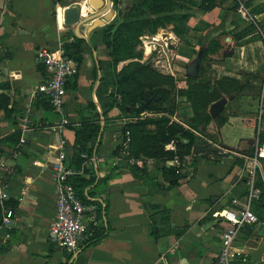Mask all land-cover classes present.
I'll use <instances>...</instances> for the list:
<instances>
[{
  "label": "crops",
  "instance_id": "crops-1",
  "mask_svg": "<svg viewBox=\"0 0 264 264\" xmlns=\"http://www.w3.org/2000/svg\"><path fill=\"white\" fill-rule=\"evenodd\" d=\"M233 1L218 0L210 12L194 11L185 39L172 26L159 30L174 38L172 75L184 79L195 54L215 39L221 48L210 56L218 62L220 77L242 78L244 72L264 76V36H257L264 30V0L249 4L251 18L230 10ZM74 4L83 16L96 11L89 0H0V163L12 169L6 177V191L15 203L11 236L0 243V264H179L181 259L188 264H219L221 235L231 223L215 213L237 211L246 204L254 169V157L249 154L257 150L260 100L234 95L208 125L207 136L196 132L200 139L194 146L206 145L204 151L194 152L193 147L181 159L176 145L177 165L172 163L176 155L159 162L148 158L138 165H113L122 153L121 129L127 117L118 107L104 113L111 92L107 82L111 53L100 29L116 19V8L112 21L94 29L83 43L80 70L67 88L66 109L72 124L51 128L59 117L39 91L50 73L38 59V51L46 47L57 52L64 42L74 40V27L60 18ZM91 23L81 31L86 33ZM252 24L257 31L238 39ZM124 65L121 62L118 70ZM180 83L183 87L186 81ZM177 104L172 119L187 126L181 119L192 116L191 107L187 105V113L182 108L190 103L184 97ZM147 112L142 117L154 115ZM25 118L32 123L21 143ZM82 118L99 124L100 131L92 154L82 164L86 166L84 176L95 179L78 195L97 205L101 214L97 225H102L97 232L105 234L92 242H87L88 235L78 252L71 254L48 237L57 199L52 164L64 152L65 163L72 165L76 131L85 124ZM259 161L256 177L259 171L264 179V158ZM251 209L259 220L238 234L235 245L243 253L233 264H264V199L254 200Z\"/></svg>",
  "mask_w": 264,
  "mask_h": 264
},
{
  "label": "trees",
  "instance_id": "trees-1",
  "mask_svg": "<svg viewBox=\"0 0 264 264\" xmlns=\"http://www.w3.org/2000/svg\"><path fill=\"white\" fill-rule=\"evenodd\" d=\"M244 1L247 6L252 2V0ZM217 2L218 0H138L126 10L122 0H115L118 15L113 22L102 27V42L110 49L111 53L107 77L111 92L108 94V103L103 108L104 113H107L118 107L125 117L137 118L125 123L121 129L124 139H126L127 130L130 131V150L133 157L144 156L158 162L173 158L176 154L166 150L165 145L175 140L178 155L183 159L185 155L192 152L194 145L200 139L196 132L207 136L206 129L213 120L209 112L212 103L226 95H237L238 97L246 95L260 98L263 78L252 72L245 73L244 78L224 76L215 81L188 76L187 87L177 89L175 83L177 77L157 69L151 59L141 61L144 57L143 49H137V46L142 42V36L153 35L160 29L172 26V31L185 39L184 36L189 30L187 24L194 15V7L200 11L210 12L217 6ZM238 5V1L234 0L229 9L237 12ZM256 29L257 26L252 24L251 27L238 35V39L241 38L240 35L255 32ZM257 36L263 38L264 30L262 29V33L259 32ZM84 42H86L85 39L78 38L74 34L73 41L64 42L62 46L64 54L74 58L80 64ZM220 48V43L215 39H212L206 48L202 46V63ZM126 60L132 61L118 70V65ZM71 84L70 80L67 88H71ZM178 96L186 97L192 104L194 113L188 121L184 122L187 126L172 119L176 113ZM147 99H151V101L146 108H143ZM46 100L47 104L52 107L48 99ZM161 106H165L162 111L165 112L163 115L159 117L141 116L147 111L157 112ZM218 119L222 122L225 121L220 117ZM82 122L85 124L76 131V153L71 158V164L77 168L85 162L82 154L86 153L88 156L92 154L95 138L100 131L99 124L96 122L83 120V118ZM150 125H153L154 128H151ZM262 125H264V114ZM19 138L20 133L17 134V139ZM259 139L260 144H263L264 126L260 131ZM90 142H93L91 146H89ZM121 148L122 145L115 151V154L119 153ZM249 155L255 157L256 151L253 150ZM94 179V177L87 179L84 175L74 178L73 184L77 193H83L84 188L93 183ZM256 186L260 188L258 199H264V179L259 171H257ZM7 205L15 207V203L11 200L7 202ZM1 221L2 208L0 205V224ZM100 226L102 225L90 227L87 242L101 239L105 233L98 234Z\"/></svg>",
  "mask_w": 264,
  "mask_h": 264
},
{
  "label": "built area",
  "instance_id": "built-area-1",
  "mask_svg": "<svg viewBox=\"0 0 264 264\" xmlns=\"http://www.w3.org/2000/svg\"><path fill=\"white\" fill-rule=\"evenodd\" d=\"M238 1V11L244 18H251V13L244 0ZM144 44L145 58L153 57L155 64L162 72L173 73V61L176 54L173 50L175 42L174 38L167 32L156 33L153 35H144L141 37ZM150 47V51L147 48ZM38 59L43 62L50 76L39 87V91L44 93L50 105L58 114L59 120L53 124L51 128L61 129L72 124L66 109L68 97L67 84L80 70V64L72 57L66 56L63 49L53 52L46 47H41L37 55ZM264 114V85L262 96L259 101L257 120L259 129L257 134V150L254 157V169L249 177V192L247 194L246 204L240 210H222L216 212V216L224 217L231 224L224 229L222 237V248L219 256V264H233V260L242 255L243 250L235 245L236 238L240 231L247 225H253L258 222V216L251 209L254 200L260 197V188L256 186L255 168L260 165V157L264 158V142L260 144V131L263 128L262 119ZM137 118H125L124 124L136 120ZM32 123L30 119L25 118V124L22 129L21 143L25 142V133L29 131L28 123ZM131 137L130 131L126 132V139L123 140L122 153L116 156L112 162L113 165L122 163L138 165L145 162L148 158L133 157L130 150ZM167 150L177 152L176 142L172 140L166 144ZM83 157L89 158L87 154ZM65 153L60 152L52 164V176L55 181L57 199L56 214L50 223L48 229V237L50 242L64 248L71 254H76L82 243L90 235L89 229L100 221L99 208L95 204H89L79 197L73 184V179L85 175V164L77 168L65 163ZM179 157L176 155L173 165L178 164ZM41 166L42 163L36 161ZM12 169L4 162L0 163V205L3 209L2 221L0 224V233L4 232L3 238L0 237V243H4L11 236L10 229L12 227L15 216L14 208L7 206L10 195L6 191V177L11 173ZM180 170H177L179 173ZM2 235V234H1ZM179 264H188L186 259H181Z\"/></svg>",
  "mask_w": 264,
  "mask_h": 264
},
{
  "label": "water",
  "instance_id": "water-1",
  "mask_svg": "<svg viewBox=\"0 0 264 264\" xmlns=\"http://www.w3.org/2000/svg\"><path fill=\"white\" fill-rule=\"evenodd\" d=\"M89 4L96 10L94 13H89L86 15H82V11L78 4L71 5L64 11L65 24L67 26L74 27V34L81 39H87V36L94 30L100 26L106 24V22H111L115 16L116 9L113 7L112 0H89ZM92 22L91 25L86 29V33H83L81 30L82 26ZM202 52V51H201ZM203 53V52H202ZM199 59L191 63L189 67V73L195 74L197 71ZM195 70V71H194ZM234 98V95H230L229 97H223L214 103L211 104L209 112L212 116H217L224 109L228 100ZM151 99H147L143 108H146ZM206 149V145L197 144L194 146V152L204 151Z\"/></svg>",
  "mask_w": 264,
  "mask_h": 264
},
{
  "label": "rangeland",
  "instance_id": "rangeland-1",
  "mask_svg": "<svg viewBox=\"0 0 264 264\" xmlns=\"http://www.w3.org/2000/svg\"><path fill=\"white\" fill-rule=\"evenodd\" d=\"M123 1V0H122ZM126 1V2H125ZM124 2H123V4H124V6H125V8H126V10H128V8L131 6V4L133 3V2H135V1H138V0H125ZM248 8H250L249 7V5H248ZM195 12L196 11H199V9L197 8V7H194V9H193ZM250 10V9H249ZM237 12H238V14L239 15H241L240 13H239V11H238V8H237ZM60 18H61V20L63 21V19L65 20V18H64V13H63V15L61 16L60 15ZM64 22V21H63ZM211 24L210 23H208L207 24V26L209 27ZM102 29V28H101ZM100 29V31H102ZM137 49H143V53H144V57H143V59L141 60L142 62H144V61H147V60H149V59H151V60H153V64H154V66L157 68V69H159L158 67H157V65L155 64V59L153 58V57H149V58H145V52H144V44H143V42H141L138 46H137ZM191 51V50H190ZM181 53H185V52H181ZM192 54H194V52L193 51H191V55ZM192 57V56H191ZM202 58H203V53L200 51L198 54H195V56L192 58L193 59V61L195 60H197V59H199V62H198V65H197V71H195L196 73L194 74H191V73H189V66H188V68H187V71H186V73H185V75H186V77L184 78V79H181L180 77H178L177 78V81L175 82L176 83V88L177 89H180V88H185V87H187V85H188V82H187V79H188V76H191V77H200V78H204V79H211L212 81H215V80H218V79H221L222 77H224V76H221L220 77V74H219V72H220V70H219V68H218V66L216 65V63H218L217 62V60H215V59H213L211 56H209V58H207V59H205V61H203V63H202ZM130 61H132V60H126V61H124L125 62V65L127 64V63H129ZM181 61H184V60H182V59H180V63L181 64H183ZM202 67V68H201ZM160 70V69H159ZM161 71V70H160ZM220 73H222V71L220 72ZM245 73H247V72H244V74ZM244 74H243V76H242V78H244ZM263 78V83H262V92H263V85H264V76L262 77ZM182 80H184V81H186V83L184 84V86L183 87H181L180 86V81H182ZM259 81V80H258ZM260 82V81H259ZM186 85V86H185ZM262 92H261V95H260V98H261V96H262ZM225 97H229V95H226ZM179 98H184V97H182V96H178L177 97V101H178V99ZM186 98V97H185ZM259 98V99H260ZM187 99V98H186ZM187 101L190 103V104H186V105H184L183 106V110H185V111H183V113H187V111H188V109H189V107L187 106V105H189L190 107H191V114L193 115V108H192V104H191V102L187 99ZM164 107L165 106H161L160 108H159V111H154L153 113H154V115L153 114H151V115H153L154 117H159V116H161V115H163L165 112H162V111H164ZM177 110H178V104H177V109H176V112H177ZM146 113H147V115H148V112H144V113H142L141 114V116L142 115H146ZM176 114V113H175ZM174 117V116H173ZM172 117V118H173ZM213 117V119L214 118H217L218 116H212ZM190 119V117L189 116H187V115H185L181 120L182 121H188ZM176 121V120H175ZM178 122V121H177ZM212 122V121H211ZM257 136V135H256Z\"/></svg>",
  "mask_w": 264,
  "mask_h": 264
},
{
  "label": "bare ground",
  "instance_id": "bare-ground-1",
  "mask_svg": "<svg viewBox=\"0 0 264 264\" xmlns=\"http://www.w3.org/2000/svg\"><path fill=\"white\" fill-rule=\"evenodd\" d=\"M150 48V47H149Z\"/></svg>",
  "mask_w": 264,
  "mask_h": 264
}]
</instances>
